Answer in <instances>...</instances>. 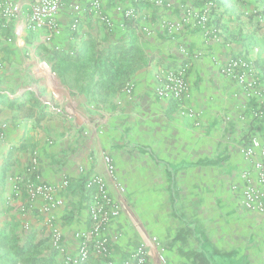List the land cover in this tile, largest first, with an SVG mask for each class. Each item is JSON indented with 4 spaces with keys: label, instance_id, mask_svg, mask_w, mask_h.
<instances>
[{
    "label": "crops",
    "instance_id": "obj_1",
    "mask_svg": "<svg viewBox=\"0 0 264 264\" xmlns=\"http://www.w3.org/2000/svg\"><path fill=\"white\" fill-rule=\"evenodd\" d=\"M9 1L23 8L25 20L30 0ZM216 1L211 25L218 38L208 43L200 30L166 33L162 24L180 15L177 6L135 5L139 20L123 26L113 6L130 5L131 0H107L104 9L114 23L110 31L78 14L79 46L91 38L98 49L119 43L136 47L139 62L118 89H100L98 73L88 82L69 83L71 78L52 71L50 60L42 57H50L55 47L65 53L77 46V33L69 30V3L59 11L62 34L53 40L43 43L44 32L38 31L7 44L14 22L1 33L0 256H13V248L41 242L30 255L42 264L49 257L52 264H63V253L51 248V228L59 230L63 252L73 253L75 233L88 225L83 182L105 175L107 154L115 170L113 178L105 175L107 190L121 206L108 228L109 236L120 234L110 243L109 262H123L143 244L150 264L158 254L171 264H264V218L244 210L239 192L232 189L249 167L239 149L251 136V111L259 98L246 96L219 70L230 57L249 59L264 91V25L257 24L254 13L264 17V0ZM143 26L152 31L150 36L135 29ZM184 63L189 64L190 88L185 104L201 114L198 118L181 115L174 102L154 93L162 72ZM129 83L133 89L128 94ZM43 106L45 116L37 121ZM22 108H33L34 117L24 119ZM34 153L44 183L59 186L68 181L57 193L63 205L51 212L52 226L48 215L38 211L41 201L28 204L25 193L16 197L12 190L11 180L23 176ZM21 206L28 207L22 211ZM90 264L108 262L94 258Z\"/></svg>",
    "mask_w": 264,
    "mask_h": 264
},
{
    "label": "built area",
    "instance_id": "obj_2",
    "mask_svg": "<svg viewBox=\"0 0 264 264\" xmlns=\"http://www.w3.org/2000/svg\"><path fill=\"white\" fill-rule=\"evenodd\" d=\"M107 0H30L26 11L25 20L21 18L23 8L9 0H0V35L8 28L9 24H16L13 28V36L5 38L7 44H13L14 39L25 34L44 32L43 43H46L62 34V28L58 22L60 9L66 4L72 6L73 15L70 16L69 30L77 33V46L72 45V50H77L81 36L78 34L79 15L88 16L91 21L97 22L107 31L112 30L113 20L105 11ZM135 5L152 6L156 8H171L177 6L181 11L176 19H168L163 22V27L168 35L183 33L185 31L200 30L205 42L217 39V29L211 25L214 13L217 10L216 0H188L187 3L170 2L169 0H131L130 5L117 2L113 6V12L120 16L121 25L136 24L139 20ZM257 24L264 25V17L259 12ZM79 14V15H78ZM149 15L144 20L148 21ZM139 32L150 36L152 31L148 27H137ZM55 51L59 48L55 47ZM187 58L188 52L181 49ZM201 54H197L200 56ZM4 67V57L0 45V69ZM189 64H181L177 68H168L162 72L160 83L155 89L156 97L172 101L176 104L181 115L198 118L197 113L185 104L190 99V88L187 82ZM220 74L233 84L246 96L259 98V104L251 111L252 121L261 122V129L252 132L249 140L243 144L239 152L245 164L249 167L240 174V185H234L232 189L239 192L240 206L250 212L264 218V91L261 87L260 73L253 61L243 57H230L220 65ZM133 84L126 85V92H132ZM4 127V126H3ZM2 136V135H0ZM106 172L105 175L114 177V164L109 155L104 154ZM81 171V169H80ZM105 175H92L83 182L84 192L88 198L87 219L88 225L83 230H78L74 237L76 241L73 253L63 252L62 238L59 230L51 228L50 243L52 250L63 253V264H90L94 258L102 259L108 264L110 258V243L120 237V234L109 236V224L119 217L121 206L107 190ZM12 190L16 197L26 194L27 203L33 204L41 201L43 206L39 213L48 215L47 223L52 226L54 217L52 211L63 205L57 193L65 189L67 180H63L59 186L46 184L39 175V160L34 153L27 164L23 176H16L12 180ZM123 191L122 188H119ZM28 206H21L25 211ZM151 255L145 245L141 244L131 251L129 257L119 264H150ZM155 264H171L162 254L156 256Z\"/></svg>",
    "mask_w": 264,
    "mask_h": 264
},
{
    "label": "trees",
    "instance_id": "obj_3",
    "mask_svg": "<svg viewBox=\"0 0 264 264\" xmlns=\"http://www.w3.org/2000/svg\"><path fill=\"white\" fill-rule=\"evenodd\" d=\"M135 50L136 47L132 44L126 48L125 45L120 43L98 49L94 40L86 38L81 42L77 50L70 49L65 53H58V51H55L53 55L54 58H59L64 62L75 64L80 63L88 52H90L94 66L99 67L95 73H98L100 78H102V80L98 82V87L100 89L111 90L120 88L130 78L133 70L136 69L139 57ZM38 107L41 106L38 105ZM43 109L44 106L40 109V114L36 118L37 121L44 118L45 113ZM21 113L25 119L34 117L35 111L33 108L23 111L22 108ZM252 123V132L256 129H261V122L255 123L252 121ZM40 245H42L41 242H38L37 244H25L22 247L13 248V256H10L8 252L4 253L0 256V264H16L18 262L22 264H42V259L30 255L36 252V249H38ZM53 252L56 253L57 251L53 250ZM44 264H52V257H49Z\"/></svg>",
    "mask_w": 264,
    "mask_h": 264
},
{
    "label": "rangeland",
    "instance_id": "obj_4",
    "mask_svg": "<svg viewBox=\"0 0 264 264\" xmlns=\"http://www.w3.org/2000/svg\"><path fill=\"white\" fill-rule=\"evenodd\" d=\"M100 40H104V38ZM53 54L54 53H52L50 57H45L43 55L42 57L45 59L47 58V60H50L48 61V63H51V65L49 64V67L51 66L52 71L65 75V77H68L69 79L71 78L69 83H71L72 80L80 81L83 79L85 80V82H88V80L91 78L93 73L97 72V69L99 68V67L94 66L92 62V55L90 52H88V54L81 60V62L76 65L73 63H66L61 60L56 61L57 59L54 58ZM39 56L41 55H38V57Z\"/></svg>",
    "mask_w": 264,
    "mask_h": 264
}]
</instances>
